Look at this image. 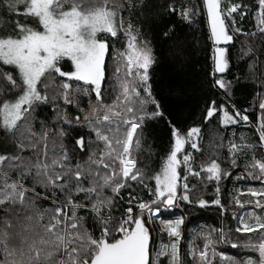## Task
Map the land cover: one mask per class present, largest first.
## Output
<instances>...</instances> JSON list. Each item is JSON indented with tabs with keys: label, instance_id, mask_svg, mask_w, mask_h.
<instances>
[{
	"label": "snow or ice",
	"instance_id": "1",
	"mask_svg": "<svg viewBox=\"0 0 264 264\" xmlns=\"http://www.w3.org/2000/svg\"><path fill=\"white\" fill-rule=\"evenodd\" d=\"M223 2L203 0L214 45L233 42L226 19L234 26L233 14L241 7L229 3L223 8ZM0 5L5 13L23 17L7 23L0 21V33H3L0 35V95H4V88L9 89L6 97L0 98V253L3 254L0 264H160L161 257L168 258V264H181L179 242L184 218L160 221L170 243L161 242L152 259L145 214L151 221L162 210L177 207L180 200L192 203L187 180L190 175L200 173L192 169L191 153L184 155L182 161L178 154L187 143L192 149L200 150L201 129L191 127L183 133L169 121L171 150L160 171L151 177L155 181L154 190L149 188L147 174L137 167V155L142 147L145 120L163 118L164 113L149 83V69L155 63L153 49L147 40L139 39L140 31L134 23L137 13L145 15L150 7L147 0H0ZM258 9L256 27L264 35V0H258ZM168 11L175 13V6L169 5ZM198 14L199 9L193 6L183 7L180 12L181 19L188 23ZM246 14L245 6L241 19ZM234 32L240 33L241 29L234 28ZM120 34L125 37L126 46L113 57L115 98L105 103L108 39H118ZM164 35L171 39L168 32ZM250 35L254 37L257 32ZM254 51L248 45L244 55ZM227 53L226 47L214 48L213 75L225 73L229 68ZM65 58L71 62L70 71L62 70ZM174 58L182 61L183 50L176 49ZM259 62L257 57L248 66L253 79H257L255 69ZM57 78H63L64 82L53 84ZM69 82H83L84 87L78 86L75 91L89 99L90 111L85 113L83 124L79 116L73 124L60 108L63 101L65 106L73 105L84 111L79 108V101L70 99L73 89ZM260 83L264 86V78H260ZM230 84L215 79L213 86L227 91ZM92 95L95 104L91 102ZM256 95L262 97L257 131L260 146L264 147V93ZM148 105H153L155 110L149 113ZM43 106L55 111L57 124L87 128L90 136L94 133L95 140L86 142L83 136L75 140L80 151L86 150V143L90 149L85 162L72 164L63 143L66 133L62 127L52 140L44 121H39L44 129L41 133L32 130L35 114ZM218 113H222L223 126L249 121L248 115H241L239 110L232 115L223 104L217 106L215 100L206 107L204 119L211 121ZM238 147L233 143L229 149L233 166ZM247 147L254 150L255 145ZM181 163L186 173L183 194L178 193ZM250 167L253 171L247 173L248 177L264 182V160L253 157ZM202 171L207 173L208 181H216L219 194V182L228 174L215 160L202 167ZM130 182L148 189L150 199L144 201L129 192L127 206H122L121 214L115 216L112 211L115 199H124L120 196L121 190L130 188ZM106 190L112 195H105ZM247 194L258 198L248 203L264 210V203L259 199L264 198V186L250 187ZM44 201H49L52 207L42 208ZM198 204L207 207L209 201L199 199ZM211 204L223 209L219 195ZM235 204L244 207L238 197ZM81 211L85 215H80ZM234 218L237 233L261 230L256 241L249 238L240 245L231 244L233 248L239 246L258 253V259L252 256L235 259L221 252L219 260L222 264H264V217L250 212ZM230 235L223 228L210 229L201 236L203 249L192 248L190 254L198 264H213L218 255L217 244L230 243Z\"/></svg>",
	"mask_w": 264,
	"mask_h": 264
},
{
	"label": "trees",
	"instance_id": "2",
	"mask_svg": "<svg viewBox=\"0 0 264 264\" xmlns=\"http://www.w3.org/2000/svg\"><path fill=\"white\" fill-rule=\"evenodd\" d=\"M236 2L242 3V5L251 10L248 14L249 16L244 20H249L251 25H254V16L259 10L258 0H236ZM147 3L150 7L146 9L145 15L137 13L138 19L134 18V23L140 31L139 39L147 40L153 49L155 63L149 69V83L152 95L160 103L161 110L164 113L163 118L145 120L142 147L137 155V167L143 169L147 174L146 183L149 188L154 190L155 181L151 177L160 171L164 159L171 150L173 140L169 121H171V125H175L183 133H186L191 127H199L201 132L198 139L200 150L192 149L190 143H187V151L184 154H192V169L200 173L199 176L190 175L187 180L189 197L192 203L180 200L178 201V206L171 211L162 210L158 217L152 219L153 224L152 226L150 225L151 227L145 215L146 227L149 226L151 231L154 230L158 234L157 240L159 242L160 236L166 235L162 231L160 221L175 219L178 215L183 217L184 224L181 228L182 239L179 242V252L185 264L197 263V260L190 257L189 248L191 243L196 246L204 244L199 233L204 234L209 232L210 229L221 228L225 232L231 233L230 243L217 244L216 251L218 255L213 264H222L219 260V253L221 252L235 259H243L246 256L258 259V253L245 250L239 246L233 248L231 244L240 245L249 238L256 241L259 239L261 231L237 233L235 229L238 224L234 215L239 217L246 213L255 212L258 216L264 217V210L256 207L255 203H248L249 200L255 201L258 198L247 194V189L250 187L260 188L264 186V182L251 179L247 175L249 171H253L250 167L253 157L257 160H264V147L260 146L259 133L257 131L261 115L259 103L262 97L256 95L258 92L264 93V86L260 83V78H264V35L259 34L256 29L257 35L254 37L250 35L252 31H248L249 29L240 18L235 20L234 26L231 24L230 19H226V23L229 24V34L234 36L232 44L226 47L228 49L229 68L223 75L217 73L213 75L215 45L211 39L203 0H147ZM169 5L175 6V13L168 11ZM224 5L225 2L222 3L223 8ZM188 6L199 9V14L192 18L191 23L181 19L180 16L182 8ZM7 19L9 22L15 18L7 16ZM234 28H240L241 32L235 33ZM165 32L169 33L171 39L165 37ZM108 43L109 51L105 57V103H111V100L115 98V91L112 90V86L115 83L113 80V57L118 50H124L126 40L123 34H120L118 39L109 38ZM248 45H251L255 51L253 54L244 55L247 52ZM176 49L183 50L184 58L182 61L178 62L174 58ZM257 57L260 61L255 69L257 79H253L248 66ZM62 70H72L71 62L67 59L62 62ZM215 79L231 82L229 89L226 91L219 87H214ZM60 82H63V78H57L52 83L60 84ZM8 92L9 89L4 88V95H0V98H5ZM83 99L86 101V97ZM212 100L216 101L217 106L223 104L232 115H235L237 110L240 111L241 115H248V123L239 121L236 124L223 126L220 123L222 113H218L211 121H206L204 119L205 109ZM87 102L81 107L85 111L88 108ZM233 105L235 106L234 108ZM60 108L64 114H70L73 118L79 116L80 120L85 112L79 111L72 105L65 106L63 101L60 102ZM154 110L153 105H148L147 111L149 113ZM35 115L36 119L32 130L38 134L41 133L44 129H42L39 121H44L46 128L49 130V140L57 137L61 127L64 129L66 136L63 143L72 157L71 162L73 165L77 161L83 163L88 159L90 149H88L87 143L86 150L82 152L75 145V140L82 136L86 142L88 139L95 140L94 133L90 136L87 128L79 126L69 127L67 124L62 123L57 124L56 113L50 106L40 107ZM73 124H75V121ZM241 137L244 139H241ZM220 140L228 143L239 141L240 147L235 153V166L232 164L233 154L229 152L230 146L221 150L217 149L216 146L223 142H220ZM249 144L255 145L254 150L247 147ZM92 147H96V145ZM49 148L51 149V144H49ZM49 155H52L51 151ZM209 158H211V161L215 160L220 164L223 172L228 174L222 176L219 182V194L216 192V181H208L207 173L202 171V164L207 163ZM179 174L178 193L183 194V177L186 174L184 164H181ZM256 174H258V170H256ZM241 176L244 178L238 180L237 177ZM13 178H16L15 175H13ZM130 183V188L121 190L120 196L124 199L121 200L120 197L115 199V207L112 210L115 216L121 214L122 206H127L126 201L129 192L141 197L144 201L150 199L148 189L144 188L142 184ZM37 191L42 190L37 188ZM241 192L244 194L240 195ZM105 195L110 196L112 193L110 190H106ZM217 195H219L223 209L220 206L211 204V201L216 199ZM237 197L244 204L243 208L235 204V198ZM199 199L209 201V206L200 207L198 204ZM259 199H261V203H264V198ZM47 207H52L49 201H47ZM80 213L85 215L83 211ZM98 234L97 232L96 235ZM197 236H199L198 240L193 242L197 239ZM151 245L150 238V258L152 256ZM0 258L3 257L0 255Z\"/></svg>",
	"mask_w": 264,
	"mask_h": 264
},
{
	"label": "rangeland",
	"instance_id": "3",
	"mask_svg": "<svg viewBox=\"0 0 264 264\" xmlns=\"http://www.w3.org/2000/svg\"><path fill=\"white\" fill-rule=\"evenodd\" d=\"M224 2H225V5H224V8H227V6H228V4L229 3H231V4H240L241 5V7H240V9H238V11H237V13H234L233 14V17H234V19L235 20H237V18H240L241 19V15H240V13L241 12H244L245 11V6L244 5H242V3H239V2H236V0H224ZM251 10L249 9V8H247L246 7V12H247V14L244 16V18L243 19H241V21H243L244 22V24L246 25V27L249 29L248 31H252V32H255V29L257 30V27H256V14H255V16H254V20H255V23H254V25H251V23H250V21L249 20H244L246 17H248L249 15V12H250ZM7 16H13V15H11V14H9V13H5L4 11H3V9H2V5H0V21H3V22H5V23H7L8 22V19H7ZM15 19H17V18H20L21 20L23 19V17L21 16V17H16V16H13ZM3 33H0V35H2ZM65 59H67V58H65ZM64 82V81H63ZM60 83H62V82H60ZM69 83H71L72 84V89H73V91H71L70 92V99H73V100H76V101H79V108H81L82 107V105L86 102V101H88L87 102V105H88V108H87V110L84 112V115H85V113H87V112H89L90 111V109H89V99L86 97V101H84V99L83 98H85V96L83 95V93H77L76 91H75V89L79 86V87H84V85H83V82H69ZM91 102L93 103V104H95L96 103V99H95V96L94 95H92L91 96ZM68 106H70V105H68ZM73 106V105H72ZM75 107V106H74ZM76 108V107H75ZM86 109V108H85ZM222 115V114H221ZM67 117L70 119V120H72V122H74V120H75V118H73V116H71L70 114H67ZM82 120V119H81ZM84 120V119H83ZM221 141H223V140H220V142ZM233 143H235L236 145H238L239 147H240V144H239V141H235V142H233ZM233 143H228V142H226V141H223L222 143H219L216 147H217V149L218 150H221V149H224V147H227V146H230L231 147V145L233 144ZM238 147V148H239ZM186 145H185V148H184V150H183V152L182 153H180V154H178V158L182 161L183 160V156H184V154L186 153ZM208 162L207 163H203L202 164V167H206L210 162H211V158H209L208 160H207ZM181 164H183V163H181ZM181 166V165H180ZM180 171V167L178 168V172ZM44 204V205H43ZM42 208H50V207H47V201H44V202H41V205H40ZM80 215H82L81 213H80ZM146 215V218H147V214H145ZM159 216V215H158ZM158 216H156V217H158ZM177 217H180L179 215L177 216ZM176 217V218H177ZM146 220V219H145ZM147 220H148V218H147ZM148 223H149V226L151 225L152 226V220L151 221H149L148 220ZM147 223V224H148ZM148 226V225H147ZM148 226V229H149V233H150V238H151V242H152V245H151V253H152V256H151V258L152 259H154L155 258V252H156V250L157 249H159V247H160V245H161V242H163V243H165V244H168V243H170V239H169V237L167 236V234L165 235V236H160V238H159V242H158V234L153 230V231H151V229H150V227ZM181 228H182V226H181ZM181 232H182V229H181ZM199 233V232H198ZM208 233V232H207ZM199 236H202V233H199ZM199 236H197L196 238V240L195 241H193V242H196L197 240H198V237ZM198 247V248H197ZM192 248H195L197 251H199V250H202L203 249V245H195V244H193V243H191V247L189 248V255H190V257L192 258V255L190 254V249H192ZM179 254H180V252H179ZM2 257H3V254L1 253L0 254ZM0 259H2V258H0ZM180 261H181V264H185L183 261H182V257L180 256ZM160 264H168V258H166V257H161L160 258ZM194 264V263H193ZM195 264H198V261H197V263H195Z\"/></svg>",
	"mask_w": 264,
	"mask_h": 264
},
{
	"label": "water",
	"instance_id": "4",
	"mask_svg": "<svg viewBox=\"0 0 264 264\" xmlns=\"http://www.w3.org/2000/svg\"><path fill=\"white\" fill-rule=\"evenodd\" d=\"M206 10V9H205ZM209 30H210V28H209ZM211 34V33H210ZM232 44V43H231ZM228 45H230V44H228ZM228 45H226V44H220V45H215V47H227ZM226 73V72H225ZM225 73H217V74H219V75H223V74H225Z\"/></svg>",
	"mask_w": 264,
	"mask_h": 264
},
{
	"label": "crops",
	"instance_id": "5",
	"mask_svg": "<svg viewBox=\"0 0 264 264\" xmlns=\"http://www.w3.org/2000/svg\"><path fill=\"white\" fill-rule=\"evenodd\" d=\"M83 119H84V114H83V117H82L81 123H82V122H84V120H83ZM74 121H75V120H74Z\"/></svg>",
	"mask_w": 264,
	"mask_h": 264
}]
</instances>
